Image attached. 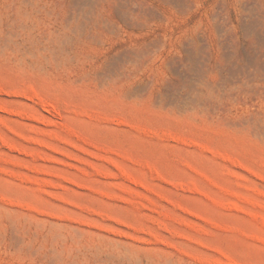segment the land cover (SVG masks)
Listing matches in <instances>:
<instances>
[{"label":"rangeland","instance_id":"1","mask_svg":"<svg viewBox=\"0 0 264 264\" xmlns=\"http://www.w3.org/2000/svg\"><path fill=\"white\" fill-rule=\"evenodd\" d=\"M0 264H264V0H0Z\"/></svg>","mask_w":264,"mask_h":264}]
</instances>
